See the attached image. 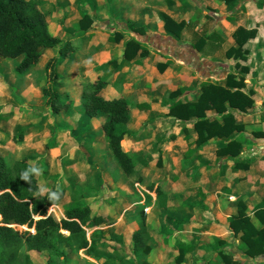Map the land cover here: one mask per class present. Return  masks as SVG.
<instances>
[{"label":"rangeland","instance_id":"374dc122","mask_svg":"<svg viewBox=\"0 0 264 264\" xmlns=\"http://www.w3.org/2000/svg\"><path fill=\"white\" fill-rule=\"evenodd\" d=\"M32 1L39 3L37 5L44 13L46 22L56 33L58 32L57 24L55 25L52 20L53 15L58 17L64 29L70 27L72 30V27L78 26L81 21V9L86 8L83 0ZM189 1L191 10H188V23L183 26L180 33L165 31L163 27L165 18L161 16L160 12H153L152 7H146L144 10L148 13L152 11L154 17L148 18L147 21L144 19L129 23L132 32L121 25L123 20L115 21L112 18L102 20L105 21V27L98 26H101V29L106 28V33L109 32V35L120 36L119 40L113 43L118 44L129 40L140 43L147 51V55L142 59L147 58L152 52L154 56L166 61L164 65L174 66L173 60H181V56L185 58L183 63L187 65L190 75L181 76L177 82L170 85L162 84L164 82L158 83L160 72H155L154 75L148 74L143 78V89L146 82L150 80H153L154 87L161 84L160 95L163 96V102L166 105L171 103L181 90H188L189 87L196 91V95L192 99L197 101L201 95L202 85L216 84L225 87L228 78L241 83L240 87L232 88L229 91H240L252 100L253 106L240 112L231 109L226 103L227 110L232 112L234 122L235 115L241 117V122L238 125L242 129L235 132V140L241 149V142L245 144V141L251 139L254 144L247 157L253 155L254 157H264V148H258L259 145H264V8L261 12L256 11L257 5L260 2L264 4V0H229L228 2L219 0L225 3L221 8L213 7L210 0ZM144 4L146 3L138 0H129V2L123 3L124 6H130L132 11L138 8L141 10ZM82 20L86 19L82 18ZM126 21L124 19L123 22L126 23ZM135 26L142 27L144 31L142 33L134 32ZM238 28L252 32L253 37L242 46L238 56L232 54L227 56L228 51L239 47L234 39V33ZM72 43L73 49L66 55L67 57H71L79 51L77 40L73 39ZM173 43L176 44L175 47ZM55 53L58 55L57 49L44 50L40 66H37V69L46 65L48 60L55 56ZM105 55L104 53L102 57ZM18 62L19 58L3 59L0 57V149L4 147V158L10 164L15 160H25L23 166L27 171L32 168L39 169V175L35 173L39 190L41 187L47 189L57 186L68 193L65 200L61 201L59 208L55 210L56 216L60 215L61 210L67 209L70 202L79 206H86L92 202V213H94L93 209L95 213L102 216L109 213L105 225L86 229V237L94 245L90 251L70 252L66 245L59 244V249L68 258L65 264H141L143 258L132 252L131 237L138 227V211L145 205V213L150 217L148 222L149 245L152 251L147 259L151 264H229L230 262L232 264H264V256L259 259V256L264 254L257 256L258 259L252 262L248 260L251 257H247L243 253V249L241 253L239 252V236L234 235L228 220L226 226L216 229L214 232L215 235L217 234L216 238H208V241L199 243L200 240L194 239L199 236H195L194 233L198 232V235H201L199 232L207 229L209 225L206 223V221L208 222L207 218L199 216V208L195 209L189 220L190 225L184 224L186 221L183 220H174L172 216H164L169 210L159 206L160 199H157L148 188L155 184L160 187L163 182L162 178L155 180L153 175L142 177L139 173H135L131 177H126L124 174L117 176L111 162L105 163L111 171L110 176H106L102 172L103 167L98 165L97 177L95 172L90 171L91 177L87 178L85 172L74 168L75 166L77 169L87 170L92 166L91 163L81 161L79 152H77L78 157L73 159L74 163L70 162L71 165L64 171L68 164L64 165L63 159L58 160L57 143L65 136L71 141L76 140L77 144L85 143L87 136L83 138L84 133L75 130V128L83 126L78 115H82L92 123L98 122L105 115L100 114L99 118L85 116L80 102V88L74 86L71 81L63 82L60 86L64 88L58 89L61 101L71 102L70 109L51 113L41 94V80H44V76L35 70L29 72L34 66L28 68L22 75H17L15 66ZM55 65L53 68L57 72ZM176 77L175 74L171 76L175 79ZM33 79L36 81L34 82ZM188 79H196L197 82L194 86H185L184 82ZM48 84L49 82L46 80L44 87ZM66 84L68 85L62 86ZM117 89L118 84L111 85L109 83L101 95L111 98L116 95ZM145 90L146 93H149L151 87H146ZM172 93H176L174 97H171ZM179 101L189 102L187 98ZM71 111H74L72 115H70ZM209 117L220 119L213 112H210ZM15 138L17 139L15 140ZM257 140L261 141L257 142ZM150 159L153 163L157 157ZM173 160L171 163L174 164ZM144 161L147 160L144 159ZM161 161L160 157L158 163ZM246 161L243 160V162ZM222 162L217 160L213 168H218ZM182 164L185 165L183 166L185 170L191 167L189 160ZM167 180L169 177L164 178V181ZM71 195L75 199L70 198V200ZM186 200H189V197ZM240 205L245 210L246 206L243 201L240 202ZM147 207L152 210L149 211ZM228 214L227 212L225 215ZM16 229L25 231L23 227ZM225 231H228V234H224ZM181 242L193 244L194 250L198 249L199 253L195 257L192 256L195 251L181 255L178 247ZM25 255L29 258L28 264H63L60 258L50 257L45 252H28L26 250L22 251L16 264H25Z\"/></svg>","mask_w":264,"mask_h":264},{"label":"crops","instance_id":"0c3cea01","mask_svg":"<svg viewBox=\"0 0 264 264\" xmlns=\"http://www.w3.org/2000/svg\"><path fill=\"white\" fill-rule=\"evenodd\" d=\"M138 1L145 2L146 4L142 5L141 10L138 8L132 11L130 6L123 5L124 2H129V0H83V4L86 8L81 9V21L78 23V26H73L72 30L70 27H65L64 29L63 24L59 22L58 17L53 15L52 20L55 25L57 24L56 30L58 32L56 33L55 30H52L47 22L50 33L61 41L69 40L72 45L73 39H76L79 44V51L78 53L75 52L71 57L59 56L55 53V56L49 59L46 65L37 69V66H40L39 64L43 57L42 55L39 62L29 72H34L35 70L36 72H39L38 74L41 73L42 76H44V80H41L43 88L46 80L48 81V78H46L47 64L52 59H58L59 62L56 65L54 64L57 66V72H59L57 73L55 71L59 76L57 81L58 89L64 88L60 86L63 82L71 81L73 82L72 84L80 88V91L82 92L81 87L84 83L91 82L97 78H100L105 82L104 88L109 83L111 85L118 84L116 95L111 98L122 96L129 105L130 116L129 121L125 126L127 134L122 139L121 146L123 151L130 155L133 163H138L137 165L134 164L132 175L139 173L140 176L146 177L150 174L153 175L155 180L162 178L163 182L160 184V187L157 184H155L154 187L159 188L163 194L158 203L159 206L163 209L165 208L169 210L164 216H172L174 220H183L186 221L184 224L190 225L189 220L192 218L195 209H200L199 216L207 218L208 222L206 221V223H209V225L207 229L199 232L201 235H198V232H192L195 236H199L194 237V239L197 238V241L200 240L199 243L208 241V238H216L217 234L215 235L214 233L216 229L218 227H224V225L226 226L227 220L229 222L231 217L238 214V206L241 201H243L246 206L245 214L250 219L252 225L257 230L263 229L264 223L260 222L254 214L256 211L264 209V157H254V155L252 157H247L248 152L251 150L250 148H253V141L250 139V141H245L244 144L238 140V142L242 143V148L240 149L239 155L233 159L227 155H220L218 153V150L225 145V143L218 138H213L204 144L198 145V135L193 127V123L196 119L191 118L189 121L185 122L177 121L168 114L170 104L175 101L187 98V101L194 102L192 97L196 95V91L191 90L190 87L188 90H181L177 97H174L173 101L166 105L163 102V96L160 95L161 84L160 86L157 85L154 87L153 80H150L146 82L144 87H151V91L146 93L145 88L143 89L142 85L144 84L142 81L148 74L154 75L155 72H160L161 76L158 79V83L164 82L162 84L165 85L177 82L183 75H190L187 65L183 63L185 58H182L181 56V60H173L174 66L171 65L172 68L170 65H164L166 61H162L154 56L152 52L149 53L147 58L142 59L139 51L128 63L120 66L126 41L118 44L110 42L109 32L106 33V28L101 29V26L105 27V21L103 22V19L107 20L112 18L115 21H124V19H126V23L123 21L120 23L124 28H127V30L130 31V22H139L144 19L147 21L148 18L154 17L152 11L148 13V11L144 10L146 7H152L153 12H160V14H162L161 16L168 17L176 24L182 23L183 25H186L188 23V10H191L189 7V0ZM210 1L215 8H221L225 5L224 2L219 0ZM35 3L39 4L38 2ZM148 4H151L152 6ZM263 8L264 4L260 2L257 5L256 11L261 12ZM82 18L86 20H82ZM131 18L133 21L130 20ZM134 28L144 31L142 27L135 26ZM173 45L175 47L176 44L173 43ZM104 53L106 55L102 57ZM192 55L194 56V54ZM108 61L114 62L108 64L104 69H101V66L105 65ZM135 61H139L140 63L134 64ZM173 74L177 76L176 79L171 78ZM195 80L188 79L184 84L185 86H194L195 82H197ZM35 81L36 80H34V82ZM67 85L68 84L62 86ZM103 98L111 99L106 97ZM80 102L82 104V98ZM73 113L74 111H71L70 115ZM207 115H210L209 111L207 112ZM99 117L100 114L95 118ZM78 118L82 120L83 126L81 128L77 127L75 130H78L77 132L82 131L84 133L83 138L87 136L85 143L79 142V144H77L76 140L71 141L66 138V136L63 140L57 143L56 150L58 151V160L63 159L64 163H61L64 165L68 164L66 168H64V171L71 165L70 162H73V159L78 157L77 152H79L81 161L87 162L88 164L91 163L92 166L87 170L77 169L75 166L74 168L75 170H82V172H85L87 178L91 177L89 173L99 172L98 165L103 167L102 172L105 173L106 176H110L111 171L105 164L107 162H111V166L113 165L114 173L117 174V176L124 174L115 164L108 149L107 139L102 129L106 116L101 117L98 122L94 123L89 121V119H85L80 114L78 115ZM240 118V116L235 115V123L237 125L241 122ZM83 138L82 141L84 140ZM259 141L261 140H257V142ZM1 146L3 147L4 145ZM260 147L264 148V145L261 144L258 148ZM189 149H194L196 151L191 156L184 159L183 156ZM253 150L255 151L256 149ZM4 152L3 147L0 149V155L3 156ZM159 156L162 158L160 163H158ZM154 157H157V159L152 163V159L150 158ZM144 159L147 161H144ZM183 159L184 162H182ZM172 160L175 161L174 164L171 163ZM187 160H189V165H191V167L185 170L183 167L185 165L182 163L187 162ZM217 160L223 162L218 168H213ZM243 160L247 161L243 162ZM18 161L20 160H15V162ZM207 167H209V169H207ZM97 173L95 175L96 177ZM166 177H169V180L164 181V178ZM53 187L59 188L57 186ZM51 188H47V191ZM59 189L64 190L63 188ZM153 193L155 194V192ZM67 196L68 193L64 190L63 200H65ZM187 197H189V200H186ZM70 198L72 200L75 199L72 195L69 199ZM73 206L75 205L70 202V206L67 209ZM86 206L91 208L92 215H100L95 213L94 209V213H92V202ZM57 208H59V206H53L49 209V212L54 213ZM151 210L152 208H149V211ZM227 212L229 214L225 215ZM108 214L109 213L100 216H107L106 218H108ZM146 216L148 234H150V229L148 227L150 217L147 214ZM224 234H228V231H225ZM238 236H240V234ZM192 246L194 245L192 244ZM238 250L241 253L242 246L240 239L238 240ZM194 251L195 253L192 255L193 257L199 253L198 249H193L190 253ZM263 256L264 255L259 256V259ZM147 258L146 260L148 261ZM257 259L258 257H254V259L248 258V260L252 262H255Z\"/></svg>","mask_w":264,"mask_h":264},{"label":"trees","instance_id":"16d2710c","mask_svg":"<svg viewBox=\"0 0 264 264\" xmlns=\"http://www.w3.org/2000/svg\"><path fill=\"white\" fill-rule=\"evenodd\" d=\"M229 0H225L228 2ZM163 27L165 31L180 33L183 24H176L164 16ZM142 33L141 29H133ZM253 37V33L243 28H238L234 33V39L238 44L237 49L228 51L238 56L242 46ZM120 36H109V41L117 42ZM57 49L59 56H66L73 46L69 40L61 41L53 36L47 26L43 12L32 0H0V57L3 59H17L15 73L22 75L28 68L35 66L43 55L44 50ZM140 51V56L147 55L146 48L140 43L129 40L125 42L123 50L122 66L128 63L133 56ZM58 59H52L46 66L48 86L41 90L46 106L51 113L60 110H68L71 102L61 101L56 82L59 79L53 66ZM108 61L101 66L104 69ZM135 61L134 64H139ZM241 83L228 78L226 86L216 84L202 85L201 95L197 101L182 103L175 101L169 106V116L177 121H189L195 118L194 130L198 135L197 144L201 145L213 138H218L225 145L218 150L220 155L235 158L239 155L240 145L235 140V132L242 127L235 124L232 112L227 110L226 103L231 109L240 112L253 106V102L240 91H229L240 87ZM105 82L97 78L82 85L83 112L89 118H95L104 114L106 120L102 125L107 139L108 149L115 164L122 172L130 177L134 170V163L130 155L123 151L121 141L127 134L125 126L129 121L130 109L127 101L122 96L105 99L101 96ZM176 93H172L174 97ZM213 112L220 119L210 118L207 112ZM17 138H15L16 140ZM196 150L189 149L183 156L184 159L191 156ZM25 160L10 164L0 155V264H16L22 251L45 252L48 256L60 258L65 264L68 260L66 254L59 249V244L67 246L70 252L81 250L90 251L93 242L86 237V229L97 228L105 225L108 218L100 215H92L89 206L75 205L64 209L56 216L49 209L59 206L64 198V190L52 187L37 195L39 192L35 173H31L29 181L20 177L24 173ZM236 164V163H235ZM149 191L160 199L163 194L159 188L150 185ZM57 193L58 199L51 200L50 194ZM145 206L138 211V228L132 234V251L140 255L141 264H151L146 258L151 252L149 234L147 229V216ZM255 217L264 223V209L256 211ZM24 228L19 231L16 228ZM229 227L234 235H239L243 253L247 257H257L264 254V228L257 230L245 214L244 207L238 206V214L229 221ZM181 255L190 253L194 246L184 243L178 245ZM25 264L29 258L24 256ZM116 264V263H110ZM229 264H232L230 262Z\"/></svg>","mask_w":264,"mask_h":264},{"label":"clouds","instance_id":"9594fccd","mask_svg":"<svg viewBox=\"0 0 264 264\" xmlns=\"http://www.w3.org/2000/svg\"><path fill=\"white\" fill-rule=\"evenodd\" d=\"M30 172H31V173H36L37 175H39L40 170L37 169V168H32V169H30ZM30 172H29V171H25L24 173H22V175H21L20 178H21L22 180H24V181H29ZM45 191H47V189L41 187L40 190H39V192L36 193V194H37V195H43ZM58 198H59V197H58L57 193H51V194H50V199H51V200H57Z\"/></svg>","mask_w":264,"mask_h":264}]
</instances>
